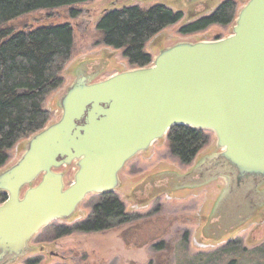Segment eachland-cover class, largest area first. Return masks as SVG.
I'll list each match as a JSON object with an SVG mask.
<instances>
[{"label": "water", "instance_id": "water-1", "mask_svg": "<svg viewBox=\"0 0 264 264\" xmlns=\"http://www.w3.org/2000/svg\"><path fill=\"white\" fill-rule=\"evenodd\" d=\"M60 107L0 173V259L9 264L88 197L114 193L127 164L176 126L214 133L220 152L207 164L231 181L224 202L239 200L242 185L264 181V0H249L227 37L178 42L151 65L98 82L79 72ZM73 164L66 187L60 170Z\"/></svg>", "mask_w": 264, "mask_h": 264}, {"label": "rangeland", "instance_id": "rangeland-1", "mask_svg": "<svg viewBox=\"0 0 264 264\" xmlns=\"http://www.w3.org/2000/svg\"><path fill=\"white\" fill-rule=\"evenodd\" d=\"M228 0H93L62 8L35 11L6 25L26 31L69 25L72 54L61 71L62 86L49 94L44 108L47 126L62 116L60 107L79 72L93 82L132 69L124 50L104 44L98 30L109 12L139 6H165L183 18L151 38L145 52L152 58L184 40H215L232 34L236 17L248 0H232L236 11L228 25H212L204 32L183 36L181 28L198 17L209 16ZM191 164L173 156L168 138L156 142L124 168L114 193L125 205L127 219L100 232H72L58 236L57 228H74L91 216L99 196L88 197L68 221H55L31 241L29 251L12 264H264V181L242 185L239 200L225 203L231 181L217 166L207 164L220 152L214 133ZM32 136L18 141L8 152L0 173L15 165ZM66 187L74 180L75 164L60 170ZM230 195V194H229Z\"/></svg>", "mask_w": 264, "mask_h": 264}, {"label": "trees", "instance_id": "trees-1", "mask_svg": "<svg viewBox=\"0 0 264 264\" xmlns=\"http://www.w3.org/2000/svg\"><path fill=\"white\" fill-rule=\"evenodd\" d=\"M90 1L93 0H0V168L7 164L8 152L18 141L41 131L50 121L44 103L63 84L61 71L71 57L74 42L69 25L18 32L6 25L35 11ZM235 11V3L228 0L213 15L183 27L181 33H195L215 24L228 25ZM182 18V12L165 6L150 9L135 6L109 12L97 28L104 35L105 45L124 50L131 67L139 68L153 61L145 52L146 43ZM167 138L173 156L186 165L193 162L209 141L206 132L185 126L173 127ZM6 198L0 195V203ZM98 198L89 219L74 228L58 226L57 235L100 232L127 219L124 203L113 193Z\"/></svg>", "mask_w": 264, "mask_h": 264}, {"label": "flooded vegetation", "instance_id": "flooded-vegetation-1", "mask_svg": "<svg viewBox=\"0 0 264 264\" xmlns=\"http://www.w3.org/2000/svg\"><path fill=\"white\" fill-rule=\"evenodd\" d=\"M218 10V9H217ZM216 10V11H217ZM206 16H204V17H198L196 20H194L193 22H196V21H198V20H201V19H203V18H205ZM193 22H191V23H193ZM190 23V24H191ZM189 25V24H188ZM216 25V24H215ZM218 25H220V24H218ZM212 26V25H211ZM211 26H208L207 28H205V29H203V30H200V31H198V32H195V33H191V34H186L187 36H190V35H195V34H198L199 32H204L205 30H207L209 27H211ZM183 35H185V34H183ZM217 39H219V38H216L215 40H217ZM200 40H202V39H200ZM206 41H209V40H206ZM211 41V40H210ZM2 203H0V205H1ZM0 264H9V260L8 259H0Z\"/></svg>", "mask_w": 264, "mask_h": 264}]
</instances>
